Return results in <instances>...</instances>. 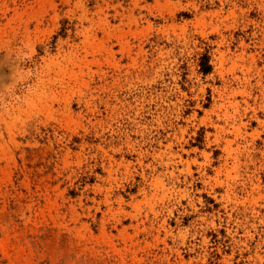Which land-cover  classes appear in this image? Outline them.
<instances>
[{
  "label": "rangeland",
  "instance_id": "374dc122",
  "mask_svg": "<svg viewBox=\"0 0 264 264\" xmlns=\"http://www.w3.org/2000/svg\"><path fill=\"white\" fill-rule=\"evenodd\" d=\"M0 264H264V0H0Z\"/></svg>",
  "mask_w": 264,
  "mask_h": 264
},
{
  "label": "trees",
  "instance_id": "16d2710c",
  "mask_svg": "<svg viewBox=\"0 0 264 264\" xmlns=\"http://www.w3.org/2000/svg\"><path fill=\"white\" fill-rule=\"evenodd\" d=\"M212 69V65L209 63V58L205 56L202 62V71L208 73Z\"/></svg>",
  "mask_w": 264,
  "mask_h": 264
}]
</instances>
